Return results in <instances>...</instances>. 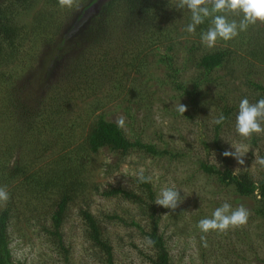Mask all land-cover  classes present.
<instances>
[{"label":"trees","instance_id":"1","mask_svg":"<svg viewBox=\"0 0 264 264\" xmlns=\"http://www.w3.org/2000/svg\"><path fill=\"white\" fill-rule=\"evenodd\" d=\"M76 4L81 8L74 14ZM247 8L264 13V0H0V198L12 200L19 188L29 190L24 200L42 206L34 219L42 220L43 231L51 237L52 248L61 251L64 264L70 260L61 227L67 221L66 211L75 203H80L78 212L90 256L100 264H114L113 247L86 201L93 189L106 199L120 198L136 206L141 211L138 216L145 219L127 223L115 214L104 218L138 231L153 250L151 254L139 251L146 262L170 264L160 232L165 209L156 202L149 179L141 176L132 189L108 186L100 191L88 183L92 174L86 175L87 156L101 150L119 159L134 150L151 158L178 156L141 139L130 140L103 110L113 102L118 107L128 104L124 113L130 116L129 106L138 105L143 95L141 87L133 85L144 78L149 87L168 85L178 93L176 97L194 105L201 97V87L218 79L211 75L226 67L230 73L232 62L242 74L246 71L247 88L257 94L253 95L255 104L264 107V84L258 72V65L264 66V15L262 26L253 33L254 20L245 12ZM32 11V19L20 24L21 17ZM205 41L219 46L208 50ZM40 49H50L53 55L58 52L50 64L41 67L42 75H50L54 68L58 75L44 96L27 100L15 91L10 66L25 72L30 67L25 66V58H33ZM180 49L185 53L182 63ZM238 51L245 53L238 56ZM62 53L67 55L58 67ZM152 66L162 77L149 73ZM189 67L195 75L182 82ZM40 81L37 76L32 83L40 87ZM69 107L76 110L71 121L65 115ZM198 165L236 198L250 201L251 213L264 221V172L255 182L247 174H234L226 165L220 168L203 161ZM118 167L117 162L106 164L103 174L111 177ZM13 206L8 203L0 208V264H16L8 230L9 220L18 214L19 208L12 212ZM176 212L171 222L175 227L182 210Z\"/></svg>","mask_w":264,"mask_h":264},{"label":"rangeland","instance_id":"2","mask_svg":"<svg viewBox=\"0 0 264 264\" xmlns=\"http://www.w3.org/2000/svg\"><path fill=\"white\" fill-rule=\"evenodd\" d=\"M80 8L76 4L71 12L76 14ZM245 12L254 20L253 33L258 31L264 13L258 10L253 12L250 8ZM33 13L22 16L20 24L29 22ZM248 14L247 17H250ZM83 32V29L78 31L79 34ZM72 34L70 32V39L73 38ZM205 42L208 50L219 46L218 42ZM50 51L37 50L32 63L33 58H25V66H30L25 72L21 73L16 65L10 66L15 91L19 95L24 94L27 100L44 96V90L58 75L57 68L50 75L46 72L42 75L44 71H41V67L58 56V52L53 55ZM243 53L236 52L238 56ZM184 54L180 49L179 63L184 60ZM66 55H60L58 67L63 64ZM229 66H232L230 73L226 67L211 75L212 79H218L201 87V97L194 105L189 104L187 98L176 97L178 93L168 85L159 88L158 84H154L149 87L144 78L142 83L135 82L136 85H133L141 87L139 91L143 95L138 105L129 106L130 116L124 113L128 104L118 107L113 102L103 109L108 119L118 123L130 140L141 139L156 145L159 150L176 153L178 156L174 159L151 158L136 150L121 159L106 150L87 156L89 164L86 175L92 174L88 183L99 187L100 191L108 186L132 189L134 181L141 176L149 179L157 194L156 202L161 204V209H165L160 232L164 234L170 264H264V221L251 213L250 201L236 198L231 189L220 186L216 178L208 177L198 165L200 161L220 168L226 165L234 174H247L255 182L264 172V107L255 104L253 95L257 94L247 88L246 71L242 74L236 63L230 62ZM189 68L183 73L182 82L195 75L194 68ZM258 69L264 84V66L260 68L258 65ZM149 73L162 77L160 70L154 66ZM37 76L41 79L40 87L32 83ZM68 109L65 115L71 121L76 110H72V107ZM225 114L226 119L221 122ZM77 143L80 144V141ZM114 162L118 163V171L106 177L103 174L104 166L113 165ZM25 190L26 187L19 188L18 195L12 200L0 198V208L8 203L14 204L12 212L16 210L15 207L19 208L18 214L9 220L8 228L14 262L64 264L61 251L52 248L51 237L43 231L42 220L36 222L34 219L43 211L42 206L36 207V201L31 205L25 202V197L29 195V190ZM88 194L86 201L90 211L100 221L102 233L113 247L114 264H149L139 251L151 254L153 250H149L151 247L143 242L138 231L129 225L124 227L118 221L104 218L105 214H115L130 223V220L145 219L138 216L141 211L120 198L106 199L95 193L94 189ZM79 205H70L66 211L67 221L61 227L65 236L64 246L69 249V264H100L97 258L90 256V245L83 238ZM180 210L182 214L175 227L171 222L175 219L176 211Z\"/></svg>","mask_w":264,"mask_h":264}]
</instances>
